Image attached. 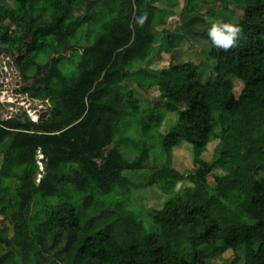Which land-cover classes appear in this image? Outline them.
I'll return each mask as SVG.
<instances>
[{
  "label": "trees",
  "instance_id": "obj_1",
  "mask_svg": "<svg viewBox=\"0 0 264 264\" xmlns=\"http://www.w3.org/2000/svg\"><path fill=\"white\" fill-rule=\"evenodd\" d=\"M83 1L0 0V47L18 54L17 68L24 81L33 82L18 92L49 105L40 124L22 109L0 107V203L9 180L18 186L17 210L3 214L0 264L50 261L43 256L47 237L53 247L61 243L64 264H206L199 248L219 239L230 249L242 247L244 264H264V0H212L219 3L217 21L235 20L240 33L228 49L213 44L211 24L199 33L214 62L206 80L198 66L179 67L172 59L159 70L131 71L154 51L164 0H86L100 9L78 22L70 10ZM39 11L47 24L34 16ZM190 13L185 8L181 16ZM85 24L86 39L91 26L97 31L93 42L72 45ZM186 26L179 25L182 34L171 26L158 31L169 59L187 36ZM72 51L79 52L77 72L67 77L59 64ZM143 72L145 81L138 76ZM231 79L242 84L237 97ZM130 80L145 92L157 90L155 106L177 115L162 138L165 160L146 185L163 191L164 204L146 216L124 208L137 187L123 173L143 170L148 150L139 148L128 161L115 140L125 119L137 112L132 93L127 102L120 96L121 84ZM0 101L13 99L2 92ZM141 120L156 127L159 112L151 109ZM215 141L207 163L201 155ZM183 144L195 167L180 175L171 159ZM181 181L189 187L174 193Z\"/></svg>",
  "mask_w": 264,
  "mask_h": 264
},
{
  "label": "rangeland",
  "instance_id": "obj_2",
  "mask_svg": "<svg viewBox=\"0 0 264 264\" xmlns=\"http://www.w3.org/2000/svg\"><path fill=\"white\" fill-rule=\"evenodd\" d=\"M88 1H83L80 9H71L70 13L75 18L74 20L80 22L82 17L87 13L96 12L100 9L99 6H88ZM12 4V1L10 2ZM187 4V6H186ZM195 5V9L192 10V6ZM219 3H212V0H164L159 3V9L164 13L159 14L157 24H159L158 31L163 28H172L173 33L182 34L178 32L179 25L185 23L187 26V36L182 40L181 44L177 47L175 51L172 52L170 59L168 54L162 53L161 43L159 42V32L157 31L158 38L155 41L154 51L151 53L150 57L140 64H134L131 67V71L136 69L139 70H159L164 68L169 60L173 61L176 66H183L186 63H192L198 66V73L204 76V80L209 77V72L214 62L210 60L207 56L209 49L208 42L201 38L200 32L203 31L207 24H213L217 22V11ZM191 11L190 14L181 16L183 9ZM237 15H240L241 11L236 9ZM19 11H14V15L18 16ZM34 16H41L43 24H47L44 20V14L42 11L35 12ZM200 17V18H198ZM197 18V19H196ZM230 23H235V20H229ZM163 23V24H161ZM161 25V26H160ZM87 25L78 27L75 31L74 38H71V44H79L78 39L81 40V45L83 42L92 43L97 35V31H94L92 26L90 32L88 33L89 39H86ZM178 28V29H177ZM86 39V40H85ZM77 51H72L70 56L61 61L59 68L63 74L67 77H71L77 72V63L79 60ZM45 58L41 57L39 60L43 65L45 62L42 60ZM32 67H30V70ZM144 72L141 73L139 78L145 81L147 78L144 76ZM131 81V80H130ZM126 81L121 84L120 96L124 102H127L128 96L132 93V96L138 101L137 112L134 115H130L125 119L123 124L120 126V134L116 136V148L117 151L122 155L123 159L132 161L139 155V148L143 146L147 148V158L144 162V169L141 171H131L124 172L123 176L130 180L133 185L137 187L132 191V196L123 200V206L125 209L137 215H145L146 211L149 209L158 210L162 208L164 204V197H166L161 189L157 186L152 188L146 185L150 181L152 174L160 169L162 163L165 160V155L162 151V138L163 136L172 130V126L176 123L177 115L171 110H159L158 107L161 104L155 106V97L158 96L157 90L154 88L152 90H146V92L139 88V85L135 81ZM233 85L234 95L237 97L242 89V84L236 79H231ZM16 95H22L18 91ZM39 95H43L40 93ZM24 97L28 98L25 94ZM30 100V98H28ZM48 105V102L45 101ZM49 108V105L47 106ZM153 109L154 113L159 112L160 120L158 126L145 127L141 119H146L149 116V110ZM23 110V109H22ZM23 112L27 115V111L24 108ZM36 118L35 115H32ZM30 118H32L30 116ZM1 120V117H0ZM34 120V119H33ZM144 129V130H143ZM219 132V127L216 128ZM217 142L210 143L203 151L201 157L202 160L209 163L212 160L213 150ZM180 149H174L172 151V165L180 175L189 174L193 172L194 163L191 149L184 145ZM216 175H224L223 171L217 170ZM208 184L213 187V179L210 177L208 179ZM189 187V183L181 181L176 184L173 192L180 194L184 193L186 188ZM18 189L17 184L14 180H9L7 183V188H5V195L0 203V228L6 225V222L2 223L3 214L9 213L10 211L17 210V197L15 195ZM99 201V199H98ZM4 209V212H3ZM144 217V216H143ZM144 227L149 232L152 228L151 222L147 219L144 220ZM12 236V231L8 230L7 237ZM45 246L48 248L49 252L45 253L43 256L48 258L50 261L45 259L39 260L40 264H64L65 256L64 254L59 255L61 243H57L54 247L51 245L50 237H47ZM205 258L206 264H244V249L242 247L236 249H230L226 247L222 241L219 239L216 243L209 246H204L199 248Z\"/></svg>",
  "mask_w": 264,
  "mask_h": 264
},
{
  "label": "water",
  "instance_id": "obj_3",
  "mask_svg": "<svg viewBox=\"0 0 264 264\" xmlns=\"http://www.w3.org/2000/svg\"><path fill=\"white\" fill-rule=\"evenodd\" d=\"M11 60L12 56H7L6 54H3V56L0 57V93L6 92V94L13 99V102L0 101V107H2L3 109H5L6 107H11L13 110H24V108L21 106V103H27L28 106L26 111L29 120L32 123L37 124L45 122L49 115L47 104L37 102L35 100H29L23 95H16V92L20 91L18 83H24V79L20 70L16 66L13 67L12 71ZM12 76H15L14 78L16 80H12ZM33 114L36 117L35 120H33V118H30V116L32 117Z\"/></svg>",
  "mask_w": 264,
  "mask_h": 264
},
{
  "label": "clouds",
  "instance_id": "obj_4",
  "mask_svg": "<svg viewBox=\"0 0 264 264\" xmlns=\"http://www.w3.org/2000/svg\"><path fill=\"white\" fill-rule=\"evenodd\" d=\"M144 19L145 17H141L139 23L143 24ZM239 33L240 28L235 26V24L221 21L213 23L208 31L213 44L223 49L233 46L238 39Z\"/></svg>",
  "mask_w": 264,
  "mask_h": 264
},
{
  "label": "flooded vegetation",
  "instance_id": "obj_5",
  "mask_svg": "<svg viewBox=\"0 0 264 264\" xmlns=\"http://www.w3.org/2000/svg\"><path fill=\"white\" fill-rule=\"evenodd\" d=\"M3 54H6L7 56H12V60H11V64H12V71H13V67L14 66H16L17 67V65H16V60L18 59V54L16 53V52H9V51H7V50H5V49H3V48H1L0 47V57L1 56H3ZM15 76H12V80H16L15 78H14ZM31 80L29 79L28 81H24V83H22L21 84V82H19L18 83V87L20 88V90H22V91H25L26 89H28L29 87H30V85H31V83H33V82H30ZM22 95H24V94H22ZM27 95V94H26ZM29 98V97H28ZM27 98V99H28ZM31 100V99H30ZM38 102V101H37Z\"/></svg>",
  "mask_w": 264,
  "mask_h": 264
}]
</instances>
